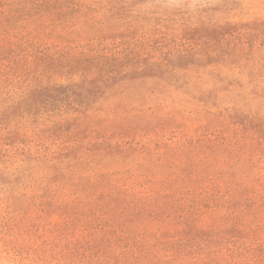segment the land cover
<instances>
[{"label": "rangeland", "instance_id": "obj_1", "mask_svg": "<svg viewBox=\"0 0 264 264\" xmlns=\"http://www.w3.org/2000/svg\"><path fill=\"white\" fill-rule=\"evenodd\" d=\"M15 49L116 74L0 129V153L30 145L8 169L41 182L12 192L33 206H0V264H264V0H116L60 23L4 5Z\"/></svg>", "mask_w": 264, "mask_h": 264}, {"label": "trees", "instance_id": "obj_2", "mask_svg": "<svg viewBox=\"0 0 264 264\" xmlns=\"http://www.w3.org/2000/svg\"><path fill=\"white\" fill-rule=\"evenodd\" d=\"M113 1L116 0H0V7H34L47 14L51 23H60L65 19L79 17L83 8L91 9L99 3L104 5ZM3 51L0 50V129L8 127L16 119L35 121L37 118L48 117L54 114L55 110L63 107L66 109L67 102L82 105L91 100L90 97L102 92L111 84L112 79H115V71L94 68L98 61L103 64L94 49L89 51L94 54H86L88 56L84 61L81 57L67 61L53 57V54L60 55L61 52L48 54L43 51L42 55L38 56L33 54L36 50L20 52L15 49L11 50V55ZM93 62V66L87 65ZM75 68L76 71L72 73ZM89 71H97L99 76L88 79ZM29 147L30 145L17 150L13 147L8 153H0V206L4 205L11 212L22 211V203L33 206L36 199V194L27 191L14 198L12 192L19 186L24 190L41 189V182H37L29 168L15 164V170L8 169L16 163V156L26 154ZM27 160V157H23L20 161ZM46 186H51V182ZM44 187L41 199L48 193V189ZM42 206H45V203H42Z\"/></svg>", "mask_w": 264, "mask_h": 264}]
</instances>
